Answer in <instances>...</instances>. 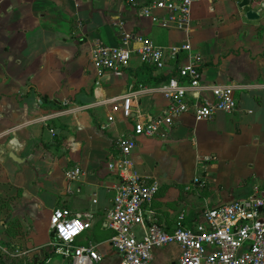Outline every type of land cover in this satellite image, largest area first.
Instances as JSON below:
<instances>
[{
	"label": "crops",
	"instance_id": "0c3cea01",
	"mask_svg": "<svg viewBox=\"0 0 264 264\" xmlns=\"http://www.w3.org/2000/svg\"><path fill=\"white\" fill-rule=\"evenodd\" d=\"M148 1L0 0V264L49 257V218L60 207L90 220L78 243L96 248L98 264L118 263L106 227L118 181L106 163L114 139L132 121L112 99L160 84L159 72L136 57L117 74L97 72L93 44L115 46L123 34L164 47L188 39L190 53L203 59L204 82L234 86L237 102L233 113L208 121L184 114L158 136L138 139L132 166L159 183L145 218L171 230L183 212L192 227L207 208L264 189V0L246 8L240 0H192L189 32L140 15ZM250 9L258 11L256 19L245 17ZM61 103L66 107L57 109ZM138 103L141 112L156 115L167 100L148 91ZM10 152L26 161L17 164ZM74 166L81 174L68 181L65 170ZM180 253L176 243L155 248L152 264H171Z\"/></svg>",
	"mask_w": 264,
	"mask_h": 264
},
{
	"label": "built area",
	"instance_id": "2783aa9c",
	"mask_svg": "<svg viewBox=\"0 0 264 264\" xmlns=\"http://www.w3.org/2000/svg\"><path fill=\"white\" fill-rule=\"evenodd\" d=\"M191 5L192 0H150L139 8V13L161 28L189 32L193 26ZM190 50L188 39L164 47L130 33L123 34L115 46L95 42L90 50L91 63L99 74H117L133 57L159 74H170L167 81L150 90L139 86L112 99L132 125L114 139L115 154L106 163L118 181L106 216L110 247L119 256L117 264H152L153 249L170 243L181 248L180 256L171 264H264V189L207 208L202 220L192 227L184 225L183 212L176 216L171 230L145 218L159 183L139 175L132 166L130 155L138 139L158 136L184 114L195 121H208L218 112L233 113L237 108L234 86L205 83L203 59ZM148 91L167 100L159 114L139 109L138 100ZM211 160L213 156L203 158L205 162ZM80 174L77 166L65 170L68 181H77ZM193 182L202 185L204 181L195 177ZM90 227L88 218L68 208H54L49 218L50 255L41 264H98L101 256L96 248L78 243Z\"/></svg>",
	"mask_w": 264,
	"mask_h": 264
},
{
	"label": "water",
	"instance_id": "95a60500",
	"mask_svg": "<svg viewBox=\"0 0 264 264\" xmlns=\"http://www.w3.org/2000/svg\"><path fill=\"white\" fill-rule=\"evenodd\" d=\"M250 4V0H240L238 7L239 8H246L248 5ZM245 17L249 20H253L256 19L258 17V11L257 10H247L245 12ZM9 157L16 162L17 164H21L22 162L26 161V158H19L17 156H15V154L13 152L9 153Z\"/></svg>",
	"mask_w": 264,
	"mask_h": 264
},
{
	"label": "trees",
	"instance_id": "16d2710c",
	"mask_svg": "<svg viewBox=\"0 0 264 264\" xmlns=\"http://www.w3.org/2000/svg\"><path fill=\"white\" fill-rule=\"evenodd\" d=\"M169 76H170V74H158V76L156 77L157 78V82H164V81H167L168 79H169ZM66 105L67 104H65V103H61V104H57L55 107L57 108V109H62V108H64V107H66ZM184 223V222H183ZM184 225H186L185 223H184ZM33 264H41L40 262H35V263H33Z\"/></svg>",
	"mask_w": 264,
	"mask_h": 264
},
{
	"label": "rangeland",
	"instance_id": "374dc122",
	"mask_svg": "<svg viewBox=\"0 0 264 264\" xmlns=\"http://www.w3.org/2000/svg\"><path fill=\"white\" fill-rule=\"evenodd\" d=\"M40 224H41V222H40ZM40 227H41V225H40ZM44 231V230H43Z\"/></svg>",
	"mask_w": 264,
	"mask_h": 264
}]
</instances>
